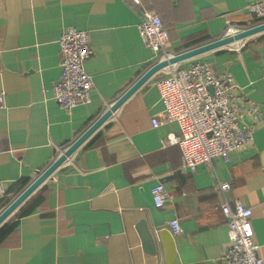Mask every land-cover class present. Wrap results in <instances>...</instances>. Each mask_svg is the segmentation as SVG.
Wrapping results in <instances>:
<instances>
[{"label":"crops","instance_id":"1","mask_svg":"<svg viewBox=\"0 0 264 264\" xmlns=\"http://www.w3.org/2000/svg\"><path fill=\"white\" fill-rule=\"evenodd\" d=\"M254 1L0 0V213L160 60L163 52L154 55L139 36L142 11L160 17L164 52L175 55L223 37L226 20L243 28L263 22L247 9ZM68 26L89 34L84 68L93 85L89 102L64 110L53 86ZM194 62L230 72L236 104H257L260 123L252 144L231 152L228 163L216 158L186 173L179 146L167 140L179 129L164 121L156 82ZM225 181L231 187L223 192ZM157 183L170 197L159 208L151 197ZM236 201L251 208L264 258V30L238 52L221 46L141 84L0 223V264H167L156 237L163 230L173 240L171 264H230L222 260L230 238L219 206ZM173 218L177 235L168 227Z\"/></svg>","mask_w":264,"mask_h":264},{"label":"built area","instance_id":"2","mask_svg":"<svg viewBox=\"0 0 264 264\" xmlns=\"http://www.w3.org/2000/svg\"><path fill=\"white\" fill-rule=\"evenodd\" d=\"M136 5L138 0H131ZM255 17L264 19V0H256L247 6ZM138 32L144 46L160 60L172 55L165 53L168 32L156 14L142 11ZM239 27L226 20L223 36L236 34ZM61 75L53 86V99L64 110L90 100L92 77L84 68V62L92 53L89 34L72 26L66 27L59 36ZM229 50L238 52L243 47V39L230 43ZM171 68V67H170ZM163 104L164 121L175 123L179 136L168 134L170 144H176L181 151L180 171L194 172L199 165L210 164L220 158L228 163L230 153L249 146L253 134L260 123V110L257 104L249 108L237 105L234 90L236 83L230 72L214 74L204 62H194L184 68H172L156 82ZM3 106V93H0V107ZM246 116L251 117V122ZM154 128L160 125L156 117L151 118ZM228 181L219 182V190L227 191ZM4 184L0 181V197L4 194ZM152 202L162 207L169 199L164 185L157 183L151 188ZM227 219L230 243L222 254V260L230 264H264L258 255L259 245L253 240L251 208L241 202L230 206L224 202L219 206ZM172 235L181 232L177 219L168 221Z\"/></svg>","mask_w":264,"mask_h":264},{"label":"water","instance_id":"3","mask_svg":"<svg viewBox=\"0 0 264 264\" xmlns=\"http://www.w3.org/2000/svg\"><path fill=\"white\" fill-rule=\"evenodd\" d=\"M264 30V21L257 23L253 26L243 28L239 32L229 36H223L217 40L202 44L200 46L191 48L179 54L172 55L166 59L155 62L151 67L146 70L140 78H138L130 88L120 96L83 134H81L64 152L58 156L38 177L23 190L1 213L0 223L42 182L44 181L65 159L68 157L100 124H102L112 112H114L141 84H143L149 77L157 71H160L172 64L185 60L187 58L196 56L203 52L226 46L238 40L245 39L246 37ZM151 237V236H150ZM162 242L165 252V262L171 264L173 261L174 245L169 232L166 230L161 231L156 235ZM156 238V239H157ZM152 239V237H151Z\"/></svg>","mask_w":264,"mask_h":264}]
</instances>
